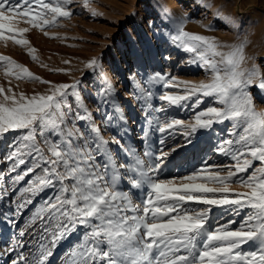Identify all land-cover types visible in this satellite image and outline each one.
I'll return each instance as SVG.
<instances>
[{"label": "snow or ice", "instance_id": "6c2138e0", "mask_svg": "<svg viewBox=\"0 0 264 264\" xmlns=\"http://www.w3.org/2000/svg\"><path fill=\"white\" fill-rule=\"evenodd\" d=\"M91 2L83 0L84 7L91 8ZM71 3L0 0V42L27 48L36 61L37 50L26 34L37 29L50 36L60 19L72 17ZM221 15L218 11L217 16ZM225 20L241 29L232 18ZM188 22V18L174 19L170 39L190 55L188 63L205 71L206 79L195 83L156 73L146 83L181 89L159 96L171 106H182L193 97L197 105L205 97L215 106L197 112L191 122L174 118L158 122L156 131L174 133L182 128L190 136L198 129L229 122L228 138L220 141L216 151L232 163L205 161L203 167L174 178H160V173L167 157L180 146L168 151L160 148L156 154L146 149V160L114 137L113 142L127 155L117 164L102 135L86 137L76 125V120H87L92 132L99 134L77 83L51 84L0 55V70L9 84L15 79L50 85L47 92L31 96L0 86V139L9 132L22 133L7 157L12 161L10 172H17L15 182L34 174L21 190L17 214L45 189L56 190L19 230L22 238L39 221L40 242L31 254L20 253L12 264H48L53 249L73 234L79 239L66 252L64 264H264V111L257 110L253 94V86L264 93V70L247 55L251 43L247 34L242 39L238 35L237 42L224 43L187 31ZM20 23L29 27H20ZM86 67L95 69L99 62L92 59ZM137 88L142 98H152L149 89L139 83ZM70 97L76 102L75 113ZM26 157L31 158L30 166ZM21 166L26 167L18 172ZM129 173L128 184L122 188L121 178ZM233 186L244 190L235 191ZM141 189L143 199L133 191ZM190 204L227 206L236 215H245L236 228L231 227L235 220L212 228L210 208ZM18 247H23L22 240L6 251Z\"/></svg>", "mask_w": 264, "mask_h": 264}, {"label": "rangeland", "instance_id": "374dc122", "mask_svg": "<svg viewBox=\"0 0 264 264\" xmlns=\"http://www.w3.org/2000/svg\"><path fill=\"white\" fill-rule=\"evenodd\" d=\"M172 1L174 6L168 12V2ZM69 7L73 12L72 17L60 19L59 26L50 29V36H45L37 29H31L26 34L31 47L37 50L36 61L28 55L27 48L11 42L7 46L0 42V55L10 57L51 84L77 83L79 94L99 129V134L92 132L87 120H76V125L86 137L102 135L109 142L108 148L117 164L123 163L127 155L120 145L113 142L114 137L126 148L135 149L146 160V149L156 154L160 148L168 151L174 146H180L165 160L160 178L190 174L203 167L205 161L208 164L232 163L229 158L216 151L220 141L228 138L229 122L213 124L210 129H198L190 136H186L182 128L174 133L162 134L156 131L157 123L165 120L174 118L193 121L197 112L215 106L210 98L201 97L198 105L193 97L182 106H171L160 100L159 96L164 92H181V89L146 82L156 73L171 74L178 80L195 83L206 79L205 71L188 63L190 55L170 39L172 21L182 17L189 19L187 31L215 37L224 43L237 42L238 35L242 39L247 34L251 41L246 50L247 55L253 57L254 62L264 70V0H92L91 8L84 7L83 0H72ZM92 10H95V15ZM218 11L222 14L219 17ZM225 17L235 20L241 25V29L234 28ZM19 26L29 27L24 23ZM92 59L99 62V67H86ZM94 79L101 85L91 88ZM137 83L152 92L151 99L142 98ZM0 86H11L14 91L24 92L28 96L45 93L50 88L49 84L15 79L9 84L2 70ZM253 94L257 110L264 111V103H261L264 93L253 86ZM69 99L72 112H77L75 99ZM145 132L148 133L147 143ZM21 135V132H9L0 139V264H12V260L17 259L20 253L31 254L35 250L40 242L39 221L22 238L19 237V230L25 227L45 199L54 196L56 191L52 188L45 189L17 214L16 205L23 199L21 190L34 175L15 182L17 172H10L12 161L7 157ZM51 138L57 139L54 136ZM161 139L164 140L163 145L160 144ZM26 159L29 160L27 166H30L31 158ZM98 159L101 163L104 162L103 157ZM254 166H259V162H255ZM25 167L21 166L17 171H22ZM128 175L131 174L121 178L122 188L128 184ZM233 187L235 191L244 190ZM133 191L137 192L140 199L144 198L143 189ZM187 206L209 207L208 224L212 228L232 220L236 223L231 227L236 228L245 215L244 212L236 215L227 206ZM78 239L73 234L62 240L53 249L48 264H64L66 252ZM16 240H22L23 247L6 251L13 248Z\"/></svg>", "mask_w": 264, "mask_h": 264}, {"label": "bare ground", "instance_id": "6f19581e", "mask_svg": "<svg viewBox=\"0 0 264 264\" xmlns=\"http://www.w3.org/2000/svg\"><path fill=\"white\" fill-rule=\"evenodd\" d=\"M176 3V2H175ZM168 4H169V8L167 9V11L169 12L170 10H172V8H173V6H174V2L172 1V2H168ZM175 8V7H174ZM155 52V51H154ZM101 84H100V82L98 81V80H96V79H94V80H92V84H91V88L92 87H98V86H100ZM131 130V129H130ZM130 134V133H129Z\"/></svg>", "mask_w": 264, "mask_h": 264}]
</instances>
